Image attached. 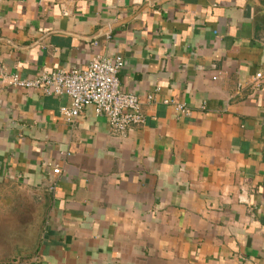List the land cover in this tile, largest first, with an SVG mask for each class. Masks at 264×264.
<instances>
[{
	"label": "crops",
	"instance_id": "1",
	"mask_svg": "<svg viewBox=\"0 0 264 264\" xmlns=\"http://www.w3.org/2000/svg\"><path fill=\"white\" fill-rule=\"evenodd\" d=\"M98 57L123 58L144 125L69 123L68 96L10 85ZM19 263L264 264V0H0V264Z\"/></svg>",
	"mask_w": 264,
	"mask_h": 264
},
{
	"label": "built area",
	"instance_id": "2",
	"mask_svg": "<svg viewBox=\"0 0 264 264\" xmlns=\"http://www.w3.org/2000/svg\"><path fill=\"white\" fill-rule=\"evenodd\" d=\"M123 58L98 57L93 59L84 70L77 68L44 72L34 79H22L19 75H10V85L14 88L53 91L56 95H65L71 99V106L62 110V115L73 123L84 110L93 106L96 114L106 116L110 129L116 134H125L132 127L145 124V115L140 98L122 91L119 72L124 68ZM261 78V75H257ZM154 95L147 97L148 104H154ZM165 105H175L164 100ZM178 113L187 114L184 105H176ZM54 175L60 170L55 169ZM54 189V188H53ZM21 264V263H19Z\"/></svg>",
	"mask_w": 264,
	"mask_h": 264
}]
</instances>
